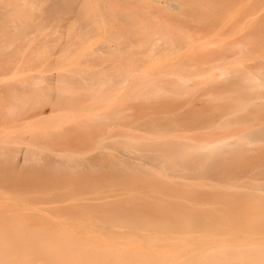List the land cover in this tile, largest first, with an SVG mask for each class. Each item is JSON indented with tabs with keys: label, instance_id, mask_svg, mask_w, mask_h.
<instances>
[{
	"label": "rangeland",
	"instance_id": "374dc122",
	"mask_svg": "<svg viewBox=\"0 0 264 264\" xmlns=\"http://www.w3.org/2000/svg\"><path fill=\"white\" fill-rule=\"evenodd\" d=\"M40 1L0 0V194L62 211L72 202L81 211H95L101 204L98 198H106L107 203L122 204V211L147 216L156 208L218 210L217 205L196 203L221 193L264 196V191L251 189L264 182V175L254 170V165L264 164V91L258 89L257 100L238 108L254 90L233 79L240 70L264 73V5L222 21L208 17L209 9L229 6L215 4L216 0ZM195 58L202 61L194 62ZM220 71L226 73L224 80L214 77ZM121 73L126 77H118ZM210 76L215 85L195 86ZM223 123L227 125L220 126ZM242 137L248 141L239 140ZM177 139L196 143L206 139L210 144L226 139L230 148L221 150L224 158L210 161L224 159L240 167L227 182L199 181L203 186H195L191 178H172L187 191L184 194L122 186L96 189L101 175L105 178L100 180L114 181L111 164L130 168V173L137 167L160 173L155 152L149 149L162 150ZM29 172L35 181L53 180L38 188L25 183L20 189H9L4 182L11 174L24 175L25 180ZM88 172L94 181L88 189H62L66 178ZM141 200L151 205L144 206ZM157 201L164 205L156 207Z\"/></svg>",
	"mask_w": 264,
	"mask_h": 264
},
{
	"label": "bare ground",
	"instance_id": "6f19581e",
	"mask_svg": "<svg viewBox=\"0 0 264 264\" xmlns=\"http://www.w3.org/2000/svg\"><path fill=\"white\" fill-rule=\"evenodd\" d=\"M170 1H166V3L169 4ZM39 2L41 1L39 0ZM215 4H227L229 6L226 7V10L224 8L214 10V7L209 9L208 17L212 20L225 21L236 18V16L250 14V10L253 7L261 8L264 5V0H216ZM233 4L234 6L241 5V7L235 9ZM21 6L23 7V4ZM57 6L61 7L62 5L57 4ZM173 6L172 10L176 8L175 5ZM30 15L32 16V14ZM262 19H264V16ZM18 23L17 28L19 27ZM12 24H15V22ZM258 29L256 28L255 30ZM189 37L191 39V35ZM186 38L184 39L186 40ZM212 52L215 53L213 49ZM198 53L200 54V51ZM199 59L201 60V58ZM200 60L194 61L193 59L197 63ZM191 66L194 65L192 64ZM197 67L200 66H195V68ZM232 68L235 72L239 69L235 70L234 67ZM238 72H240V76L236 78L237 75L233 79H241L237 80V82L241 81V84L239 82L238 84L242 87L244 85V88L248 90H254L252 91L253 97L249 96L248 101L235 103L238 108L243 109L247 108L250 101L253 102L258 99L256 95L260 90L264 91V73L260 74L261 71L259 72L258 70H256V73L241 72V70ZM225 74L224 71H220L213 76L216 80L221 77L224 80ZM234 75L236 74L234 73ZM118 77L125 78L126 76L121 73ZM211 77H208L205 81H199L195 86L199 88L206 83H211ZM193 79L195 80V78ZM181 89L183 92L184 86ZM144 109L139 108L138 111L142 112ZM225 125L227 123H223L220 126L223 127ZM239 140L248 141L247 138L243 137L239 138ZM227 142L224 139L215 144H210L206 139L199 143L177 139L169 141V144L166 145L167 147H162V150L150 147L149 150L155 152L154 160L157 162V165H155L160 173L143 171L141 170L142 168L138 167L134 168V172L131 171L133 173H130V168H120L118 164H111V175L114 181L109 184L110 181L108 180H100L105 178L101 175L97 178L99 187L96 189H99L102 185L106 189L111 186H122V189L130 187L134 191L175 195L184 194L187 191L180 187L179 182L178 184L174 183L172 178L181 180L191 178L196 181L195 186L206 185L199 183L201 180L227 182L229 176H232L235 170L240 167V163L224 159L214 162L210 161L212 157L224 158L225 153L221 150L225 147L230 148ZM217 143L219 144L217 145ZM126 148L127 150L134 149L132 146H127ZM234 157L239 158L242 156L235 155ZM146 159L152 161L153 157L147 156ZM69 167L74 166L70 165ZM263 167V163L256 164L254 165V170L258 174L264 175ZM54 172L57 171L54 170ZM89 173H77L73 178H66L62 189H88L94 182L90 176L92 173L90 175ZM33 174L29 172V177L25 178V180L23 178L24 175H22V179L16 177L18 174L16 176L11 174L6 176V178L4 177L5 181L3 179L2 181L8 183L9 189H20L25 183L29 188H38L39 186L49 185L48 181L51 183L53 180L47 178L46 181L44 177L42 180L38 178L35 181V179H32ZM156 177H165L167 179L165 182H160V179L158 180ZM26 179L30 180L29 184ZM55 181L57 179L53 182ZM58 185L54 187H60ZM251 189L264 191V182L261 187L260 185H255ZM196 193L194 191L193 194ZM76 198L77 196L73 200ZM39 199L38 202H40ZM263 199L264 196L256 193L246 195H225L221 193L220 195H214L213 200L201 198L196 203L199 206L208 205V207L209 205H217L220 207L218 210L201 209L196 206H190L184 212H178L171 208L163 210L156 208L158 210L156 213H150L147 216L132 209L129 212L122 211V204H116V202L107 203L103 201L106 198H98L101 204H97L99 206L96 207L95 211H81L77 209L79 204L72 202L64 208L65 211L59 210L52 205V208L55 209L52 212V208L47 206L41 207L40 204H29L22 198L20 200V198L17 199L16 197L12 198L0 194V264H264ZM140 203L144 206L151 205L146 204L144 200H141ZM154 205L160 207L164 203L157 201ZM114 228H125L127 231L119 233L114 231ZM155 234H159V236H154Z\"/></svg>",
	"mask_w": 264,
	"mask_h": 264
}]
</instances>
